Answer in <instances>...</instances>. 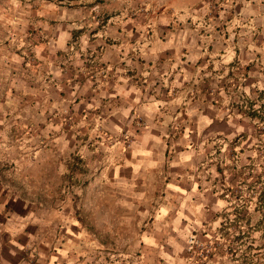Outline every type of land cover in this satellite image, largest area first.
<instances>
[{
    "label": "crops",
    "instance_id": "crops-1",
    "mask_svg": "<svg viewBox=\"0 0 264 264\" xmlns=\"http://www.w3.org/2000/svg\"><path fill=\"white\" fill-rule=\"evenodd\" d=\"M205 2L104 0L103 24L42 20L55 41L51 56L57 59L79 37L103 62L70 92L81 105L88 102L92 118L102 119L98 124L116 137L99 142L102 171L70 199L60 200L58 191L49 202L47 189L26 196L0 193V264H99L96 250L112 246L100 234L115 229L135 235L118 246L137 249L139 264H190L188 236L209 239L219 232L229 195L215 183L214 158L209 161L208 154L246 127L221 117L207 96L193 101L188 84L214 57L238 53L253 63L264 56V0H243L231 20L241 23L244 35L234 33L224 44L215 32L211 53L191 21ZM141 4L160 12L125 16ZM251 69L260 73L264 66L254 62ZM212 264L236 263L225 258Z\"/></svg>",
    "mask_w": 264,
    "mask_h": 264
},
{
    "label": "rangeland",
    "instance_id": "rangeland-1",
    "mask_svg": "<svg viewBox=\"0 0 264 264\" xmlns=\"http://www.w3.org/2000/svg\"><path fill=\"white\" fill-rule=\"evenodd\" d=\"M103 3L104 0H0L3 196L40 194L47 189L44 192L49 202H54L58 191L63 201L77 195L78 187L83 192L93 174L102 171L99 142L116 136L98 124L101 118L98 122L92 118L88 102L81 105L70 91L75 83L91 77L94 69H102L104 64L96 53L83 48L79 37L72 41L69 50L59 51L57 59L56 54L51 56L55 41L44 32L42 20H98L103 24L107 18ZM242 3L243 0H207L201 7L202 14L191 20L202 47L205 45L209 53L215 32L224 38V44L234 33L244 35L241 23L231 20ZM159 9L153 4H141L125 16H148ZM206 36L208 42L204 41ZM239 55L209 58L207 69L188 84L193 101L207 96L221 117L235 118L246 127L209 151V161L214 158L211 162L215 164V183L223 194L229 195V203L219 232L209 239L197 235L209 249H198L194 254L187 250L188 257H192L190 264H212L225 258L236 264H264V69L260 73L251 69L254 62L264 66V56L252 63ZM70 82L71 85L62 86ZM92 160L97 163L90 164ZM211 176L209 170V183ZM87 220L85 217V223ZM127 234H120L117 229L111 234H100L112 241V246L96 250L99 264H139L134 260L139 255L137 249L118 246L125 237L134 240L135 235Z\"/></svg>",
    "mask_w": 264,
    "mask_h": 264
},
{
    "label": "built area",
    "instance_id": "built-area-1",
    "mask_svg": "<svg viewBox=\"0 0 264 264\" xmlns=\"http://www.w3.org/2000/svg\"><path fill=\"white\" fill-rule=\"evenodd\" d=\"M138 120H139V125H143L142 119H140V117H138ZM127 138H129V136H127ZM187 242H188V249L193 254L196 253V250L198 249L201 250L209 249L208 244L206 242L199 240L196 234L189 235ZM190 258L192 257L190 256Z\"/></svg>",
    "mask_w": 264,
    "mask_h": 264
}]
</instances>
